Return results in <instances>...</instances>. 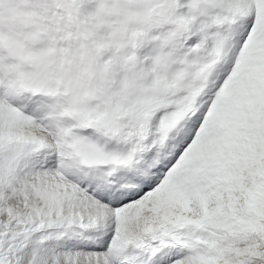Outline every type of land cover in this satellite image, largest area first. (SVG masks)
<instances>
[{
    "label": "snow or ice",
    "instance_id": "6c2138e0",
    "mask_svg": "<svg viewBox=\"0 0 264 264\" xmlns=\"http://www.w3.org/2000/svg\"><path fill=\"white\" fill-rule=\"evenodd\" d=\"M0 264H264V0H0Z\"/></svg>",
    "mask_w": 264,
    "mask_h": 264
}]
</instances>
